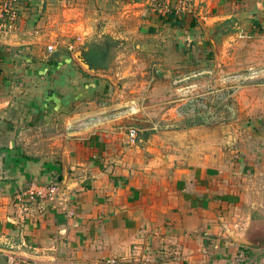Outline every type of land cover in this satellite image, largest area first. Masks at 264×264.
Segmentation results:
<instances>
[{
    "label": "crops",
    "instance_id": "obj_1",
    "mask_svg": "<svg viewBox=\"0 0 264 264\" xmlns=\"http://www.w3.org/2000/svg\"><path fill=\"white\" fill-rule=\"evenodd\" d=\"M134 1L65 0L62 16L69 30L82 35L90 47V42L108 36L118 38L113 11L133 14L138 7ZM249 13L255 15L249 24L264 26L263 1ZM38 21L34 20L35 26ZM188 21L175 23L179 38L195 30L192 21L187 28ZM145 29L151 44L141 39L143 61L151 56L165 58L167 53L158 49L160 36H154V26ZM23 40L16 41L19 47L13 55L14 65L21 67L6 70L8 76L12 74L9 83L14 89L10 93L8 83L0 87V264L6 263V245L11 240H25L34 248L36 264H100L115 259L121 264H219V259L230 257H262L263 200L255 199L253 208H248L245 186L236 197L237 181L242 178L239 171L230 178V170L183 165L167 150L170 145L162 140L150 143L153 136L139 147L129 145V130L119 117L111 120L115 112L107 111L121 109L128 102L131 108L135 101L96 106L90 115L74 113L90 104L83 101V94L89 97L97 92V86L81 77L79 64L85 67L76 56L79 52L46 61L47 75L43 76L33 61L39 54L37 41ZM188 40L186 45H192L190 35ZM89 47L79 54L85 63ZM175 55L180 54L175 51ZM168 64L174 68L171 73H176V61ZM87 70L96 73L91 67ZM95 117L100 119L80 126ZM31 184L60 185L67 211H50L17 228L8 221L11 199L19 187Z\"/></svg>",
    "mask_w": 264,
    "mask_h": 264
},
{
    "label": "rangeland",
    "instance_id": "obj_2",
    "mask_svg": "<svg viewBox=\"0 0 264 264\" xmlns=\"http://www.w3.org/2000/svg\"><path fill=\"white\" fill-rule=\"evenodd\" d=\"M179 1L135 0L138 7L133 14L131 10L127 15L113 11L119 26L114 30L118 38L108 36L105 40L90 42L89 47L82 35L71 32L65 25L67 18L62 16L65 0H21L18 29L0 33V87L8 83L10 93L14 89L9 83L12 74L8 76L6 70L22 65H14L13 61L19 38L27 43L37 41L40 50L36 49L39 54L33 61L43 76L47 75L43 68L46 61L60 60L61 54L75 55L89 47L93 49V62L99 69H93L96 71L93 74L79 64L80 72L82 78L97 86V92L89 97L83 94V101L90 104L74 113L90 115L96 106L135 101L131 108L130 102L121 109L102 108L115 112L111 120L119 117V123H124L129 132L138 131L136 143L128 142L129 145L139 147L144 139L153 136L150 143L162 140L170 145L167 150L183 165L198 163L213 166L212 171L230 170V178H235L239 171L243 179L237 181L236 197L243 186L254 188L257 192L246 189L245 203L251 209L254 200L261 198L264 219V26L253 27L249 21L255 15L248 14L255 4L264 0H194L192 7L186 10L188 13L177 15L174 7ZM134 3L131 5L135 6ZM160 3L166 6L162 13L158 8ZM35 19L39 20L36 26ZM184 21H188L187 28H191L192 22L196 27L193 33H183L179 38L175 23ZM147 26H154V36H160L157 44L163 48L157 47L167 53L165 58L157 60L151 56L143 61L141 45L143 42L151 44L145 37ZM36 35L38 38L34 40ZM189 35L192 45H186ZM50 46L54 47L52 54L48 52ZM175 51L180 55H175ZM174 61L177 72L171 73L174 68L168 63ZM240 199L236 198L235 203ZM236 220L238 223V218ZM253 248L256 247L250 249ZM260 255V259L237 256L218 262L264 264V254Z\"/></svg>",
    "mask_w": 264,
    "mask_h": 264
},
{
    "label": "built area",
    "instance_id": "obj_3",
    "mask_svg": "<svg viewBox=\"0 0 264 264\" xmlns=\"http://www.w3.org/2000/svg\"><path fill=\"white\" fill-rule=\"evenodd\" d=\"M20 1L21 0H0V33L8 34L11 29H18L20 23ZM162 1V0H161ZM194 0H180L176 6L175 13H188L186 10L192 7ZM165 4H158V8L165 10ZM163 8V9H162ZM169 8V7H168ZM166 9L169 14L170 10ZM192 13V11H189ZM1 36V35H0ZM49 53L54 52V47H49ZM138 131L131 129L129 132L130 143H136ZM67 202L66 194L58 184L37 185L31 184L26 187H19L11 199V212L8 221L17 228H22L36 222L46 213L52 211H67L64 206ZM71 217L74 216L70 213ZM7 259L5 264H36L33 258L35 251L25 240L21 243L8 241ZM100 264H118L116 260H107Z\"/></svg>",
    "mask_w": 264,
    "mask_h": 264
},
{
    "label": "water",
    "instance_id": "obj_4",
    "mask_svg": "<svg viewBox=\"0 0 264 264\" xmlns=\"http://www.w3.org/2000/svg\"><path fill=\"white\" fill-rule=\"evenodd\" d=\"M79 54L80 53H78V59H79V61L81 62V64L86 68V69H90V66L87 64V63H85V61H83L80 57H79ZM98 119H100L99 117H95V118H91V119H88V120H85V121H83L82 123H81V125L80 126H82V125H88V124H91V123H94L95 121H97Z\"/></svg>",
    "mask_w": 264,
    "mask_h": 264
},
{
    "label": "trees",
    "instance_id": "obj_5",
    "mask_svg": "<svg viewBox=\"0 0 264 264\" xmlns=\"http://www.w3.org/2000/svg\"><path fill=\"white\" fill-rule=\"evenodd\" d=\"M92 50H93V49H90V50L88 51V53L86 54V60H87L88 64L90 65V67H91L92 69H95V68L99 69V68H98L99 66L95 65V62H93V61H94L93 57H94L95 55H94V53L92 52Z\"/></svg>",
    "mask_w": 264,
    "mask_h": 264
},
{
    "label": "flooded vegetation",
    "instance_id": "obj_6",
    "mask_svg": "<svg viewBox=\"0 0 264 264\" xmlns=\"http://www.w3.org/2000/svg\"><path fill=\"white\" fill-rule=\"evenodd\" d=\"M21 14V13H20Z\"/></svg>",
    "mask_w": 264,
    "mask_h": 264
}]
</instances>
